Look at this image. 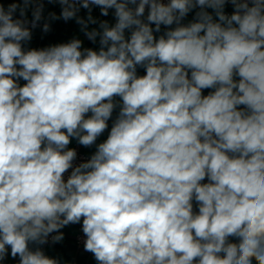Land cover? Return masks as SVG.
<instances>
[{
    "label": "clouds",
    "instance_id": "1",
    "mask_svg": "<svg viewBox=\"0 0 264 264\" xmlns=\"http://www.w3.org/2000/svg\"><path fill=\"white\" fill-rule=\"evenodd\" d=\"M48 2L98 48L0 3V264L81 221L97 264H264V0Z\"/></svg>",
    "mask_w": 264,
    "mask_h": 264
},
{
    "label": "crops",
    "instance_id": "2",
    "mask_svg": "<svg viewBox=\"0 0 264 264\" xmlns=\"http://www.w3.org/2000/svg\"><path fill=\"white\" fill-rule=\"evenodd\" d=\"M12 2L13 0H0V3H3L5 7H7V5ZM225 10L232 12L233 9L231 4L227 5ZM52 12L59 16L61 12V6L59 5V3H49L48 0H44V18L39 21V26L32 29V39L25 45L26 48H44L49 45L67 42L74 36L82 39L84 41L85 47L98 48V43L93 44L87 39V37L84 36V33L80 31V25H78L75 20H69L67 22L63 19L52 20L49 16V13ZM79 15L85 17L87 15V10L81 9ZM92 15L98 20H107L110 23L115 22L114 16L112 15V10H110L109 16L104 17L101 16L100 9L98 7H94ZM27 16L29 20L32 19L31 10H29ZM191 18L192 14H189L188 19ZM45 22L49 23L50 25V30L48 32L43 31V25ZM91 27H96V25H92ZM139 73L144 74L143 69H140ZM113 118H115V114ZM110 127L111 120L109 121V130ZM107 134L108 132L106 131L98 139L97 143L102 142L104 139H106ZM69 147L76 148L78 152L88 156H91V154L95 151V146H81L76 142L75 139L72 140ZM81 226L82 221L78 224H69L61 229L60 231L63 233L64 239L55 243H53L52 241L48 242L45 246V254L49 257L59 258L61 264H97V261L95 260L93 254L84 250V245L78 246L74 242V235L77 232V229ZM56 234L57 233H54V235ZM6 264H18V258L14 260L9 255Z\"/></svg>",
    "mask_w": 264,
    "mask_h": 264
},
{
    "label": "built area",
    "instance_id": "3",
    "mask_svg": "<svg viewBox=\"0 0 264 264\" xmlns=\"http://www.w3.org/2000/svg\"><path fill=\"white\" fill-rule=\"evenodd\" d=\"M226 12L231 13L230 11H226ZM39 25H40V24H39V22H38V26H39ZM75 149H76V148H75ZM89 158H90V156L85 155V154H82V153H80V152L77 151V159H76V161H74V164H79V163H81V162L86 161V160L89 159ZM51 235H54V233L50 234L48 242L52 241V240H51ZM85 239H86V237L84 236V234H83V232H82V226H81V227H79V228L77 229V232H76L75 235H74V242H75L78 246H80V245H83V242H84ZM46 244H47V243H46ZM46 244L40 246L44 252H45V246H46Z\"/></svg>",
    "mask_w": 264,
    "mask_h": 264
}]
</instances>
